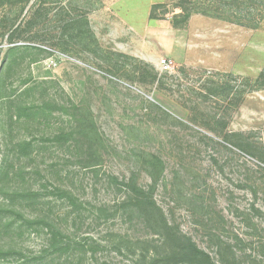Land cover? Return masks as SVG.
<instances>
[{"label":"rangeland","instance_id":"1","mask_svg":"<svg viewBox=\"0 0 264 264\" xmlns=\"http://www.w3.org/2000/svg\"><path fill=\"white\" fill-rule=\"evenodd\" d=\"M47 1L0 0V264H134L152 243L130 213L105 220L109 180L147 187L150 154L170 223L264 264V0Z\"/></svg>","mask_w":264,"mask_h":264},{"label":"trees","instance_id":"2","mask_svg":"<svg viewBox=\"0 0 264 264\" xmlns=\"http://www.w3.org/2000/svg\"><path fill=\"white\" fill-rule=\"evenodd\" d=\"M51 1L53 2V0L49 2ZM82 1H84L86 6H91L89 0ZM36 2L40 6L48 1L36 0ZM248 12L250 13V11ZM72 14L71 16L68 11L61 12L60 10L55 14L58 16V20L64 21L61 24L63 29L64 27L68 28L69 33H67V36L69 41L71 43L79 41L93 43L86 16L80 15L84 19L79 20L75 13ZM42 16L43 19H47L48 11L42 12ZM61 137L62 134L57 135L55 139H60ZM145 164L146 170L149 171V176L151 177V183L147 187L137 184L133 179L125 181L111 176L109 180V184L116 186L118 190L123 187L125 191L121 199L113 202L110 207L112 213L107 215L105 220L115 216L119 210L124 213H130L135 219L143 223L147 234L143 236V239L136 236L134 239L135 243H152L146 247H139L133 250L134 264H224L222 260L219 261L213 258L209 252L200 248L191 237L182 233L178 226L168 221L166 214L157 203L154 195V190L163 171V163L159 157L150 154V159ZM126 209L128 211H125ZM26 222L31 225L33 221L27 218ZM109 236L110 234L106 232L104 238ZM91 244L94 243L91 241ZM120 250L119 248L118 251Z\"/></svg>","mask_w":264,"mask_h":264},{"label":"built area","instance_id":"3","mask_svg":"<svg viewBox=\"0 0 264 264\" xmlns=\"http://www.w3.org/2000/svg\"><path fill=\"white\" fill-rule=\"evenodd\" d=\"M47 50L52 52L53 57H51L48 61L49 65L51 66H55L59 60H65L67 58L66 55H64L63 53H60L53 49H47ZM171 64H172V61L167 58H163L159 61V65L163 68H169L171 67Z\"/></svg>","mask_w":264,"mask_h":264}]
</instances>
